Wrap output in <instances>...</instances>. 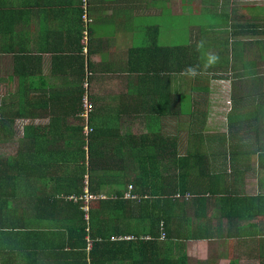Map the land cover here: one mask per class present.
Returning <instances> with one entry per match:
<instances>
[{
	"label": "crops",
	"instance_id": "crops-1",
	"mask_svg": "<svg viewBox=\"0 0 264 264\" xmlns=\"http://www.w3.org/2000/svg\"><path fill=\"white\" fill-rule=\"evenodd\" d=\"M88 4L91 22L84 55L80 0H0V146L15 147L5 158L0 153V164L13 165L0 174V198H20L19 213L32 209L27 200L35 196L29 186L39 197L61 200L71 194L69 198H75L70 191L82 184L86 189L91 168L95 182L88 190L93 195L113 199L120 191L126 200L133 195L129 179L144 172L152 200H175L176 194H188L189 199H178L177 212L166 208L167 220L159 225H152L151 220L145 224L141 214L128 216L125 204H120L113 221L111 206L95 202L88 207V216L101 211L103 218L101 223L84 226V248L65 244L61 249L68 228L71 231L62 217L55 220L64 236L58 248L56 241L45 236V221L25 220L14 227L19 236L0 237V264H19L20 260V264L88 263V252L101 232L107 242L103 249L93 250L94 264H264V116L260 115L264 98L257 103L254 98L239 97L234 91L239 81L233 78L242 65L246 72L259 67L258 74L264 77V60L257 65L249 61L256 59L257 47L251 42H264V33L233 37L244 46L229 33L232 25L264 26V0H88ZM193 14L213 18L185 27L187 45L197 48L196 40H200L198 54L223 50L229 55L225 73L219 64H202L204 70H212L201 73L210 80L209 93L194 91L197 73L175 74L174 66L171 69L170 55L175 58L176 52H167L165 58L162 47L176 45H158L153 39L162 33L175 38L172 35L178 27L180 32L182 24L176 17ZM213 32L221 36L213 38ZM87 67L92 72L88 94L93 128L88 146L81 144L78 115ZM155 67L167 72L161 77ZM179 75L188 77L184 93ZM248 82L244 91L256 87ZM222 94L227 119L210 131L211 126L205 125L210 103ZM180 95L185 106L180 144L184 151L180 152H188L184 170L174 169L169 161L163 170L158 153H151L150 159L139 152L138 159L132 154L130 160L131 150L157 148L153 142L160 131L165 138L175 136L176 123L170 113H175ZM252 102L261 105V111ZM19 154L23 159L17 158ZM32 155L37 158L33 162L29 161ZM14 159L20 160L23 169ZM36 160L45 170L32 174ZM155 163L158 170L146 172V166ZM57 169L62 175L56 174ZM179 173L183 181L176 186ZM9 182L15 190L4 185ZM60 205L57 211H64ZM0 207L4 212L11 208ZM149 207L153 219L158 206L152 202Z\"/></svg>",
	"mask_w": 264,
	"mask_h": 264
},
{
	"label": "trees",
	"instance_id": "trees-1",
	"mask_svg": "<svg viewBox=\"0 0 264 264\" xmlns=\"http://www.w3.org/2000/svg\"><path fill=\"white\" fill-rule=\"evenodd\" d=\"M79 11H80V16L79 18H81V14L84 12V10L82 9V6H79ZM86 13H87V18H89L91 20V17L89 15V4L87 2V8H86ZM224 20H229V18H222ZM81 20V19H80ZM82 22V21H81ZM234 25L231 26V29L229 31L230 36L232 39H234L233 37L236 36H259L260 34L264 33V26L262 27L261 25L255 24V23H244L242 25L233 27ZM89 38V35H88ZM231 39H227L225 40L226 42H223L224 45L227 46V42L230 41ZM235 40V39H234ZM88 41V40H87ZM197 42V48L195 46V44H191L188 47H186V45L188 44V42H184L185 47L182 46H178V47H172L173 49H171V47H162L163 48V52H165V58H166V53L167 52H171L174 50V52H176L174 54L175 58H172V56L170 55V59L171 60V69H173V66L175 68V74H183V73H197V78L199 80H197L195 82L196 88L194 89V91L196 90L198 93H209L210 90V80L207 79V77H203L201 76V73H204L205 71H212L211 69H207L204 70V67H202V64H207V65H211V66H215L216 64L220 65L221 68H223L222 73H225V66L227 68H229V55L228 54H224V51L221 50L219 54H209V55H203V54H198V52L200 51V44L201 41L200 40H196ZM234 42H236L238 45L242 46V40H235ZM251 44L255 45L257 47V49L260 51L261 55H259L258 57L263 58L264 60V49L261 46H264V42H260L259 40H254L251 42ZM82 46V43H81ZM177 46V45H176ZM244 46V45H243ZM186 50V51H183ZM189 50L190 54H187L186 52ZM84 54V53H83ZM87 55V54H84ZM257 57V55H256ZM244 58V57H243ZM172 59L174 64L172 65ZM175 59H176V63H175ZM241 70L234 72L233 74V78L236 79L237 81H239V84L235 86L234 91L235 94H237L239 97L240 94L243 93L244 89L246 86L245 85V75H247V72L245 71V66L242 65L240 66ZM156 69V67L154 68V70ZM158 75H160L161 77L163 76V74H165L167 71H162L161 69H159L158 71L155 70ZM92 73L91 70L89 69V67H87L85 69L84 73ZM258 74V73H257ZM260 74V73H259ZM92 74H89V84H90V78H91ZM252 75V74H249ZM85 77V74H84ZM83 77V79H84ZM167 78V77H166ZM215 78H218L217 76ZM207 79V80H205ZM249 85V84H248ZM254 85V84H253ZM264 90V77L260 76L257 79L256 82V87L254 89L251 88L250 91L254 92L253 93V97H256L257 95H259L261 93V91ZM82 92V91H81ZM264 93H262L261 95H263ZM178 95V93H177ZM234 97H236V95H233ZM182 95H180L178 98H180L179 100H177L176 103V110L175 113H170V115L173 118H176L175 123H176V127H175V136L172 138L169 137H163L162 135L159 134L158 139H154V147L157 145V148L152 149V150H137V151H132L130 152V160L132 159V154H136V159L139 158V156H137V154L139 152H145L144 154V158H150L151 159V153H155V155L158 153V157L160 158L161 161V165L162 169L165 170L167 168V161H169L172 165V167L174 169H180V170H184L185 168V163L184 161L186 160V157L188 155V152L183 155L180 150L178 149L180 147V144L183 142V137L179 136V133L182 131V127H183V116H184V101L182 100ZM177 98V99H178ZM264 98V96H261V99ZM261 106V105H259ZM81 108V107H80ZM81 109L79 110L78 115L80 114ZM91 113V112H90ZM90 119V118H89ZM241 126L243 125V121L239 123ZM90 126V132L87 136H85V133L83 132V127L81 126L80 131H81V144L84 145L86 144L87 146L89 145V137H91L92 132H93V128L91 125ZM156 126L155 124L152 125V127ZM190 126V124H189ZM242 128V127H241ZM258 133V132H257ZM256 133V134H257ZM231 136V134H230ZM150 149V148H147ZM17 158H22L23 159V154H19V156H17ZM34 159L36 158V155H32V158H29V161L33 162ZM129 160V162H130ZM16 161V166L23 169V164H20V160L19 159H14V162ZM144 162V161H143ZM158 164L155 163L154 166L152 165H147L146 166V172H151V171H156L158 170ZM31 172L32 174H39L40 172H43L45 170V167L38 165V161L36 160L35 165L31 166ZM13 168L12 163L6 162L4 164H0V174L4 173L5 171H9L10 169ZM153 168V169H152ZM103 169V168H101ZM82 172H84V168L82 167ZM2 172V173H1ZM6 174V173H5ZM94 175L93 169L90 168V172L87 173V184H86V189L88 194L93 195V193H90L88 188L91 182H95V179L91 178V176ZM145 173H141V174H137L134 175V178L129 179V187L131 189V191L133 192V195L130 196H134V193H137L136 196H134V198H128L126 200H122V193L120 191H117V197L113 198V199H107V198H102L100 200H98L99 202V206H105V205H109L111 206L110 209V216L111 220H115L116 216H118L119 214V206L120 204H125V206L128 208L129 212H128V216H132L134 214H141L144 218V223L146 224L148 221L151 220V224H161V222H163V224H165L166 220H167V214H166V208H168L170 210V212L172 211L173 208H175L178 205V199L181 200H185V199H189V195L188 194H176L175 196H178V198H175V200H170V199H163V198H157L156 200H152L151 198H149V194L147 191V188L149 187V183L147 180H145ZM95 176V175H94ZM180 176V180L176 181V186L181 184L183 181V176L181 173H179ZM159 182L161 184V173L159 175ZM67 185H69L70 187H72V185L70 184V182H66ZM2 185V184H0ZM4 185H8L11 189L15 188V184H13L12 182H9L7 184ZM85 186V184L81 185L80 187H75L73 190H71L70 192L73 193V196H75L77 198L76 201H73L72 198H69L68 195L67 197H65L64 199L62 198L61 200L56 199V198H45V197H39L38 194H36L33 190H32V186H29V190L30 193L33 194L35 197L29 198L31 200H27V203L29 204V202L31 203V206H29V209L32 208L30 211H20L21 213H19V211H17V206H19V203L23 202L20 198H16V197H12V198H0V206H7V207H11L8 211L4 212L2 210H0V237H9V236H19V235H15L17 232L14 230H17V228L14 227H20L23 225L25 220L30 219L33 222H41V220L45 221L47 223V232H45V236L47 237L48 240H50L52 242V240L56 241V245L57 248L59 247V245H61L60 240L61 238L63 239V233H61L58 229H56V227L59 226V224L56 226V218L57 217H62V219H64V222L68 224V226L71 227V231L70 228H68V234H67V238L66 241L64 243H62L61 249L64 247V245H68L70 247H82L84 248L85 246V241H84V235L87 234V232L84 230V226L88 225L90 223L93 222H97L101 223L102 222V218H103V214L102 212H98L97 214H95L94 216H88L87 220L85 221L84 219V213L81 210V207L83 206V202L81 200H79L80 197H82V195H84V191H83V187ZM170 186L174 187V181L171 180L170 182ZM15 190V189H14ZM13 190V191H14ZM140 194V195H139ZM93 196H97L98 195H93ZM139 197V198H138ZM99 198V197H98ZM137 199L139 201V203H137ZM152 202H155L157 204L158 207H156V209L158 210V214H155L153 219L151 218L152 216V210L149 207V205H152ZM63 204L60 205L62 208H64V211H57V207L59 206V204ZM165 204H169V205H164ZM53 209H51V207ZM156 206V205H154ZM50 208V210H47V208ZM2 208V207H0ZM90 209V208H89ZM88 209V210H89ZM178 208H175V210ZM177 212V210H176ZM88 214V213H87ZM89 215V214H88ZM97 215V216H96ZM4 227H11L9 231H4ZM14 228V229H13ZM74 233V234H73ZM63 236V237H62ZM99 238L94 239V242L92 243V247L89 250V262L85 263L84 260H82V262H80L79 264H94L92 261V253L93 250L95 249H103L105 243L107 242V238L104 235L103 232L100 233V235H97ZM153 237H155V235H153ZM55 238H57V240H55ZM90 238V237H89ZM92 238V237H91ZM90 238V239H91ZM95 238V237H94ZM92 240V239H91Z\"/></svg>",
	"mask_w": 264,
	"mask_h": 264
},
{
	"label": "rangeland",
	"instance_id": "rangeland-1",
	"mask_svg": "<svg viewBox=\"0 0 264 264\" xmlns=\"http://www.w3.org/2000/svg\"><path fill=\"white\" fill-rule=\"evenodd\" d=\"M244 12V10H241V12L240 13H243ZM245 14H247V12L245 11ZM164 18H173V17H171V16H166V17H164ZM176 18H180L181 20H182V24H181V28H180V32H178L177 31V29L179 28H177L176 29V31H174V34L172 35V37H175V38H167V36H166V34L165 33H162V34H160L157 38L156 37H154L153 39H156V44H158V45H168V46H171V45H177V46H175V47H178V46H182V47H185V45H184V42L186 41V42H188L190 39H188V37L187 36H189L188 34L189 33H186L185 32V30H186V28H187V26L188 25H194L195 24V22H200L201 20L203 21L205 18H213L211 15H200V14H193V15H189V17L188 16H177ZM199 18V19H198ZM235 19H237V18H235ZM248 19H251V18H248ZM262 20H263V18H261ZM166 21V20H165ZM255 24H257V23H255ZM258 25H261L262 27H263V25L262 24H258ZM186 27V28H185ZM189 32H190V30H189ZM223 34V33H222ZM171 35V34H170ZM211 36H213V38H217V37H220L221 36V33H218V32H213V33H211L210 34ZM176 37H180V38H176ZM182 38H184V39H182ZM186 47H188V45L186 46ZM204 56H205V54H203ZM253 55H257V57H256V59L253 61V58H250V60L249 61H251L252 60V62L250 63V64H255V65H257V62L260 60V61H262L263 60V58H261V57H258L259 55H261V53H260V51H258V50H255V54H253ZM248 65V64H247ZM246 65V66H247ZM253 66V65H252ZM252 66H249L248 67V69H251L252 68ZM253 69V68H252ZM262 69H260L259 67H255V69H254V71L252 70H250V71H248L247 72V75H245L244 77H246L244 80L246 81L245 82V86L246 87H248V84H249V82L248 81H251V82H253V84L254 85H256V82H257V79L260 77V74H257L259 71H261ZM262 73V72H261ZM249 74H252V75H249ZM173 77V76H172ZM175 77V76H174ZM179 79H180V89L182 90V92L184 93V90H185V86H186V81H187V78L188 77H186V76H183V75H179V76H177ZM185 77V78H184ZM86 79H87V77H86ZM189 80V79H188ZM205 80H207V79H205ZM251 89L250 88H247L242 94H240V96H244V97H246V98H248V99H252V98H254L255 99V101L257 102V103H259V101H260V99H261V96H264V94L263 95H261L262 93H264V90L263 91H261V93L259 94V95H257L256 97H253V93L254 92H252V91H250ZM86 92H88V87L86 88ZM89 96V95H88ZM224 97V94H222V95H220V97L219 96H215V100L213 101V102H211L210 103V106H212V109H211V113H210V115H209V117H208V120L207 121H205V125H207V126H211V130L210 131H214L215 129H217L219 126H220V124H222V122H224L227 118H226V112H227V110H226V102L223 100V99H221V98H223ZM80 99H81V97H80ZM263 99V98H262ZM263 101H264V99H263ZM257 103H254V102H252V107L255 109V108H257V109H259L260 110V107L258 106V104ZM262 104H263V106H264V103L262 102ZM261 111V110H260ZM260 115L261 116H264V113H263V109H262V111H261V113H260ZM89 117H87L84 121H80V126H82V127H84V126H89L90 125V119H88ZM183 118V117H182ZM88 119V120H87ZM172 119L173 120H176V118H173L172 117ZM161 121H163V119H161ZM254 122H258L259 123V121H254ZM163 126V125H162ZM90 127V126H89ZM160 135H162V132L160 131V133H159ZM183 129H182V131L179 133V136L180 137H183ZM85 136H87V135H85ZM14 149H15V147H14V145H12V146H8L7 144L5 145V148H2V146H0V153L1 154H4V155H2V158H5V157H7L6 155H8V154H13V152L12 151H14ZM179 150H181V151H184V149H183V147H179ZM132 166V165H131ZM87 167V166H86ZM135 170L137 169V166H134L133 167ZM87 169V168H86ZM67 170V169H66ZM65 169H64V171H66ZM56 174L57 175H62V170H60V169H57L56 170ZM67 176H69V172L67 173ZM63 181V180H62ZM62 181H60V182H62ZM85 181L87 182V179H85ZM57 182H59V181H57ZM62 184V183H61ZM58 187L59 188H63V186H59V184H58ZM92 197H93V201H89L88 203H87V206L88 207H90L91 208V206H92V204L93 203H95V202H98V200H100V199H102V198H104L105 196H103V195H98V197L97 196H93V195H91ZM87 218H88V214H87ZM20 263H22V260H20L19 261V264Z\"/></svg>",
	"mask_w": 264,
	"mask_h": 264
},
{
	"label": "built area",
	"instance_id": "built-area-1",
	"mask_svg": "<svg viewBox=\"0 0 264 264\" xmlns=\"http://www.w3.org/2000/svg\"><path fill=\"white\" fill-rule=\"evenodd\" d=\"M87 2L88 0H80V5L82 6V9L84 12L81 14V21L85 25L84 29L81 32V43H82V51L84 54L87 52V40H88V25L91 22L89 18H87V13H86V8H87ZM89 73H85V77L82 82V94H81V112L79 114V118L81 121H84L87 117H89L90 112L92 111V105L90 101V97L88 96L89 94ZM87 77V79H86ZM88 87V92H86V88ZM89 119V118H88ZM87 119V120H88ZM83 132L85 135H88L90 132V127L89 126H84L83 127ZM86 189L84 190V195L79 198L83 202V206L81 207V210L84 213V219L85 221L87 220V213H88V206L87 203L89 201H93V197L90 194H87ZM132 197V196H130ZM178 196H175V198H178ZM73 201H76L77 198H72ZM164 233H162L161 237H163Z\"/></svg>",
	"mask_w": 264,
	"mask_h": 264
},
{
	"label": "clouds",
	"instance_id": "clouds-1",
	"mask_svg": "<svg viewBox=\"0 0 264 264\" xmlns=\"http://www.w3.org/2000/svg\"><path fill=\"white\" fill-rule=\"evenodd\" d=\"M92 74V73H91ZM89 209V208H88Z\"/></svg>",
	"mask_w": 264,
	"mask_h": 264
}]
</instances>
